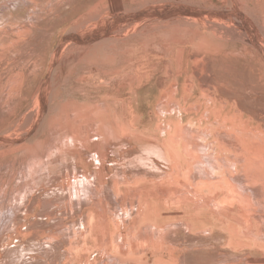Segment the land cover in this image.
<instances>
[{
	"label": "rangeland",
	"instance_id": "rangeland-1",
	"mask_svg": "<svg viewBox=\"0 0 264 264\" xmlns=\"http://www.w3.org/2000/svg\"><path fill=\"white\" fill-rule=\"evenodd\" d=\"M14 4L0 264H264V0ZM57 223L86 248L37 260Z\"/></svg>",
	"mask_w": 264,
	"mask_h": 264
},
{
	"label": "bare ground",
	"instance_id": "bare-ground-1",
	"mask_svg": "<svg viewBox=\"0 0 264 264\" xmlns=\"http://www.w3.org/2000/svg\"><path fill=\"white\" fill-rule=\"evenodd\" d=\"M34 0H5L4 2H2V3H0V20H5V26L3 27V29H2V31H4L5 30V28H7L6 26L10 23L11 24V22H10V20H12L14 17L10 14V16H9V18H6L5 16H6V14H3V11L7 8V6H8V2H14L15 4L13 5V7H11V9H14V8H17V7H19L20 5H22V4H25V5H27V4H29V3H32ZM36 1V0H35ZM34 16V15H33ZM14 20H15V18H14ZM13 21V20H12ZM2 22V21H1ZM9 24V25H10ZM10 28V27H9ZM9 30V29H8ZM7 30V31H8ZM27 30V29H26ZM11 31V30H10ZM2 38V37H1ZM1 44H3V43H1ZM2 61V60H1ZM171 153V152H170ZM177 186V185H176ZM174 189H175V187H174ZM171 192H173V191H171ZM174 193H175V191H174ZM169 195V194H168ZM174 195H176V194H174ZM135 196V195H134ZM181 198V197H180ZM183 198H186V197H183ZM173 199V198H172ZM188 201H189V199H187ZM68 204H69V202H68ZM67 204V205H68ZM69 207V206H68ZM66 208H67V206H66ZM65 208V209H66ZM68 209V208H67ZM66 209V210H67ZM71 209V208H70ZM82 212V211H81ZM85 216H86V219L85 220H87V222H86V225L88 226H86L87 227V229H88V231H89V235H90V233H91V238L92 239H96V236H94V234H93V231H92V229H93V227H92V225H91V214L90 213H86L85 214ZM76 217V216H75ZM75 217H74V219H75ZM50 219H51V217H49ZM71 221L73 220V219H70ZM94 220V219H93ZM63 221V220H62ZM35 224H37V223H35ZM34 224V225H35ZM33 225V226H34ZM173 226V225H172ZM19 227V226H18ZM34 229V228H33ZM40 229H41V227H40ZM40 229L39 230H32L31 229V225L28 227V229L25 231V232H23V233H20V234H18L19 235V237L21 238V239H25V238H30L31 236H33V237H31V239H34L35 240V242H34V244H32V246L35 248V247H37V251H39L40 253L38 254V255H36L37 256V260H46V258H51L50 256H52L54 253H58L60 250H62V252L63 253H67L68 254V256H73L74 254H76L77 253V250L79 251V247H81V248H86V246L87 245H85L86 244V236L85 235H87L86 234V232H88V231H86L85 233H84V230L82 229V230H80V232H76L77 234H75V235H72L73 234V230L71 229H68V227H62L61 226V223H57V224H55V225H53V228L51 229V232L50 233H48V234H43L41 231H40ZM3 230H5V229H3ZM2 230V231H3ZM43 230V229H42ZM17 231H19L18 229H17ZM22 232V231H21ZM137 235V234H136ZM140 235V234H139ZM34 236H35V238H34ZM90 238V237H89ZM142 239H144L143 237H142ZM136 241V240H135ZM95 242H96V240H95ZM133 246L135 245V242L134 243H131ZM132 246V247H133ZM142 247V246H141ZM29 248V247H28ZM129 250V249H128ZM30 251V250H29ZM137 251V250H136ZM61 252V251H60ZM138 252V251H137ZM31 254V253H30ZM29 255V254H28ZM56 254H54V256H55ZM27 256V255H26ZM25 256V257H26ZM33 255H31V257H32ZM86 256V255H85ZM31 257H30V259H31ZM58 257V259L57 260H59V255L57 256ZM73 258V257H72ZM86 258V257H85ZM28 259V258H27ZM56 259V258H55ZM24 260V259H23ZM22 260V261H23ZM33 260V259H32ZM34 260H36V258L34 259ZM56 260V261H57ZM39 261H38V263H39ZM84 261L86 262V259H84ZM28 262V261H27ZM41 262H43V261H41ZM41 262H40V264H41ZM68 262V261H67ZM23 263V262H22ZM37 264V263H36Z\"/></svg>",
	"mask_w": 264,
	"mask_h": 264
}]
</instances>
